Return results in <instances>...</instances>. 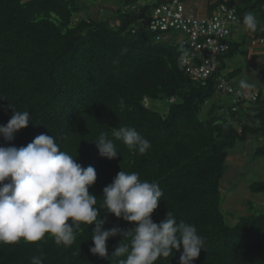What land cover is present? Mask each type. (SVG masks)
Wrapping results in <instances>:
<instances>
[{
  "label": "trees",
  "instance_id": "1",
  "mask_svg": "<svg viewBox=\"0 0 264 264\" xmlns=\"http://www.w3.org/2000/svg\"><path fill=\"white\" fill-rule=\"evenodd\" d=\"M95 1L0 0V125L12 116L9 106L30 113L28 127L8 144L0 137V146L20 148L40 134L52 135L60 150L96 170L89 192L98 197V206L103 188L120 170L138 172L141 180L157 181L163 191L153 221L159 223L172 211L205 239V250L193 264H264V212L242 215L230 225L221 191L229 151L238 142L259 138L254 158L264 157V96L255 92L258 98L248 102L230 95L235 99L230 106L211 104L203 116L223 76L222 59L236 53L238 45L231 36L217 73L203 85L182 66L183 47L176 41L157 42L149 30L156 1L142 0L131 10L139 0H122L125 8L110 18H103L101 0ZM221 4L237 7L241 22L245 12L254 13L259 22L254 36L264 40V0L221 1L216 7ZM160 100L169 103L166 113L153 106ZM120 126L136 128L151 143L150 150L133 154L116 141L121 155L100 157L92 143L102 133L111 138V130ZM250 190L264 194V181ZM101 214L104 229L132 227ZM93 229L81 225L67 248L47 236L36 243L0 246V264H30L33 255H42L43 264H118L123 257L112 258V253L121 237L110 238L108 256L100 258L89 252ZM181 252L155 264H180Z\"/></svg>",
  "mask_w": 264,
  "mask_h": 264
},
{
  "label": "clouds",
  "instance_id": "2",
  "mask_svg": "<svg viewBox=\"0 0 264 264\" xmlns=\"http://www.w3.org/2000/svg\"><path fill=\"white\" fill-rule=\"evenodd\" d=\"M143 4L139 0L130 8L135 10ZM242 25L246 31L254 32L259 22L254 13L245 12ZM179 51V59L184 62L189 53L184 48ZM253 86L247 78H241L237 94L250 91ZM120 103L123 106V99ZM9 107L12 116L5 125H0V137L6 144L30 124L27 110ZM116 141L133 154L144 155L151 148V143L132 126L113 128L111 138L102 133L92 144L100 157L113 160L121 155ZM76 157L60 150L55 138L47 134L36 136L20 148L0 146V246L20 241L36 243L47 236L57 246L67 248L76 241L81 225H94L89 252L106 258L107 241L120 236L112 253V258L123 257L118 264H155L159 258L181 252V248L180 264H193L201 250H205V239L197 227L177 221L172 211L168 210L159 223L153 221L151 217L163 196L157 181L141 180L138 172L120 170L103 188L98 206V197L89 192L97 180L96 170L92 166L83 167ZM102 210L103 214L122 219L132 227L104 229ZM30 264H43V256H31Z\"/></svg>",
  "mask_w": 264,
  "mask_h": 264
},
{
  "label": "built area",
  "instance_id": "3",
  "mask_svg": "<svg viewBox=\"0 0 264 264\" xmlns=\"http://www.w3.org/2000/svg\"><path fill=\"white\" fill-rule=\"evenodd\" d=\"M239 25L242 22L237 7L221 4L211 15L202 17L188 11L183 0H160L152 9L148 28L157 35V42L176 41L187 50L189 56L181 62L182 66L194 81L205 85L217 73L221 57L230 50L233 29ZM176 32L178 36L174 35ZM237 91L224 76L218 77L217 93L234 95L239 101L258 98L257 93Z\"/></svg>",
  "mask_w": 264,
  "mask_h": 264
},
{
  "label": "rangeland",
  "instance_id": "4",
  "mask_svg": "<svg viewBox=\"0 0 264 264\" xmlns=\"http://www.w3.org/2000/svg\"><path fill=\"white\" fill-rule=\"evenodd\" d=\"M92 1L94 4L97 3L95 0ZM100 4L104 11L102 14L103 18H110L113 11L125 8L122 0H101ZM87 16L88 14H83V17L86 18ZM239 27L235 26L233 29L235 40L237 42L240 41L241 50L246 51L249 38H244L243 27L240 29ZM245 40H247L246 43ZM250 59V56L240 52L226 56L224 58L227 65L226 73L232 68H241L246 71L249 67ZM234 101L233 96L216 93L214 99L204 107L203 116H205L211 104L224 103L230 106ZM153 106L162 113H166L169 109V103L165 100L155 101ZM260 145V139L253 138L246 143L238 142L229 151L230 155L226 163V172L222 180L221 191L223 197L222 209L230 225H234L238 217L242 215L264 212V194H256L250 190L251 184L264 181V157L254 158V152ZM247 202H249L248 205L245 204Z\"/></svg>",
  "mask_w": 264,
  "mask_h": 264
},
{
  "label": "crops",
  "instance_id": "5",
  "mask_svg": "<svg viewBox=\"0 0 264 264\" xmlns=\"http://www.w3.org/2000/svg\"><path fill=\"white\" fill-rule=\"evenodd\" d=\"M185 6L188 11H194L199 16L205 17L212 14V12L215 10L216 5L223 1L228 2V0H184ZM98 9L103 11V7H98ZM96 11V9H94ZM239 27V26H238ZM242 26L239 27L242 28ZM235 32L233 31V35L231 37V41L234 42V44H237L238 46H235V49H237V52L242 53L241 51V42H237L235 40ZM243 34L245 35L244 38H249V42L245 40V43L247 42V50L245 53L248 56L251 57L249 60V67L246 71H243L241 68H236L228 71L226 73V62L224 61V58L222 59V64H224L225 68L222 72V75L233 85L238 89V81L241 78H247L254 86L250 91H244L246 93H261L262 96H264V40L256 39L254 36V32L246 33V30L243 28ZM253 41H256V44H254ZM235 83V84H234Z\"/></svg>",
  "mask_w": 264,
  "mask_h": 264
}]
</instances>
